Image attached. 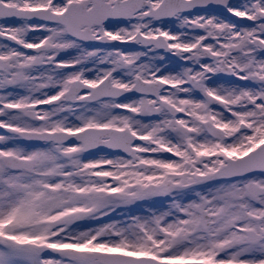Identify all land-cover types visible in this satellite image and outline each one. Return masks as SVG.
Here are the masks:
<instances>
[{
    "label": "snow or ice",
    "instance_id": "snow-or-ice-1",
    "mask_svg": "<svg viewBox=\"0 0 264 264\" xmlns=\"http://www.w3.org/2000/svg\"><path fill=\"white\" fill-rule=\"evenodd\" d=\"M0 264H264V0H0Z\"/></svg>",
    "mask_w": 264,
    "mask_h": 264
}]
</instances>
